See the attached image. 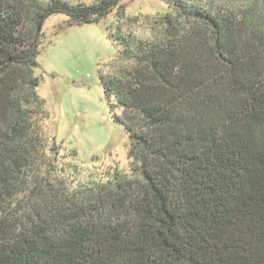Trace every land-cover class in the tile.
I'll return each instance as SVG.
<instances>
[{
	"label": "trees",
	"instance_id": "obj_1",
	"mask_svg": "<svg viewBox=\"0 0 264 264\" xmlns=\"http://www.w3.org/2000/svg\"><path fill=\"white\" fill-rule=\"evenodd\" d=\"M121 1L0 0V264H264V0H171L154 37L119 21L128 66L102 81L130 170L54 185L44 24Z\"/></svg>",
	"mask_w": 264,
	"mask_h": 264
},
{
	"label": "rangeland",
	"instance_id": "obj_2",
	"mask_svg": "<svg viewBox=\"0 0 264 264\" xmlns=\"http://www.w3.org/2000/svg\"><path fill=\"white\" fill-rule=\"evenodd\" d=\"M170 3L122 0L120 8L99 21L68 26L63 13L46 20L35 71L40 79L38 93L49 113L46 130L60 146L58 172L51 176L55 186L74 187L115 168L129 172V133L119 119L123 110L112 107L102 81V76L119 75L121 66H128L120 62L119 46L111 33L120 21L137 37H154L155 17L169 12ZM132 17L138 20L127 21ZM26 26L30 27L28 22Z\"/></svg>",
	"mask_w": 264,
	"mask_h": 264
}]
</instances>
